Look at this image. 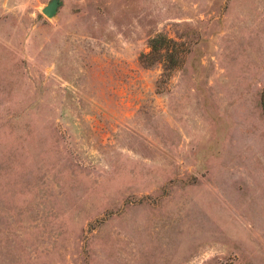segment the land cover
<instances>
[{
    "label": "rangeland",
    "instance_id": "obj_1",
    "mask_svg": "<svg viewBox=\"0 0 264 264\" xmlns=\"http://www.w3.org/2000/svg\"><path fill=\"white\" fill-rule=\"evenodd\" d=\"M47 1L0 0V264H264V0Z\"/></svg>",
    "mask_w": 264,
    "mask_h": 264
},
{
    "label": "trees",
    "instance_id": "obj_2",
    "mask_svg": "<svg viewBox=\"0 0 264 264\" xmlns=\"http://www.w3.org/2000/svg\"><path fill=\"white\" fill-rule=\"evenodd\" d=\"M170 43L173 44L172 40L167 39L161 35L151 37L148 40L149 50L141 55L142 60L150 61V59H161L160 61H162L165 69H168L169 67H172V65L177 64L179 58L175 56V53L168 52V45ZM157 56H159L160 58H156ZM262 105V113L264 115V102Z\"/></svg>",
    "mask_w": 264,
    "mask_h": 264
},
{
    "label": "water",
    "instance_id": "obj_3",
    "mask_svg": "<svg viewBox=\"0 0 264 264\" xmlns=\"http://www.w3.org/2000/svg\"><path fill=\"white\" fill-rule=\"evenodd\" d=\"M58 4V0H48L47 3L40 9V12L44 16L50 18L55 14Z\"/></svg>",
    "mask_w": 264,
    "mask_h": 264
}]
</instances>
